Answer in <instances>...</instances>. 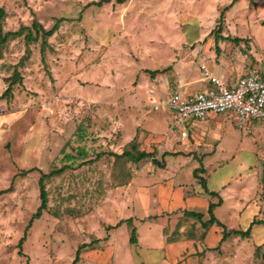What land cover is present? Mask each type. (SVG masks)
I'll return each instance as SVG.
<instances>
[{"label":"rangeland","instance_id":"rangeland-1","mask_svg":"<svg viewBox=\"0 0 264 264\" xmlns=\"http://www.w3.org/2000/svg\"><path fill=\"white\" fill-rule=\"evenodd\" d=\"M232 2L0 0L3 34L22 31L0 43V119L7 121L1 128L11 134L0 147V188L8 190L0 196V264H74L80 248L75 264H264V132H258L264 121L247 130L226 114L209 121L204 138L214 155L192 146L179 151L160 140L128 144L145 130L129 113L148 112L143 124L157 125L160 133L164 120H172L171 112L154 110L167 99L151 93L161 76L172 78L169 93L177 85L203 91V83L184 85L176 67L185 62L184 76L199 79L210 38L235 32L264 37V0H240L226 11ZM60 19L53 35L42 32ZM37 34L38 41H29ZM157 70L161 76L151 74ZM126 151L153 157L136 162L121 157ZM159 152H179L188 164L178 175L164 172L153 164L163 160ZM201 166L208 172L198 168L195 175ZM163 173L190 193L205 177L207 188L224 199L214 209L223 226L209 222L208 205L187 207L202 214L200 220L183 208L154 216L161 204L152 207L155 201L169 199L157 192L170 184L155 181ZM231 175L233 182L222 186ZM42 178L48 205L33 219ZM122 220L121 228H112ZM153 221L155 229L145 236V224ZM134 229L137 243L131 244ZM248 229L246 237L236 233Z\"/></svg>","mask_w":264,"mask_h":264},{"label":"crops","instance_id":"crops-1","mask_svg":"<svg viewBox=\"0 0 264 264\" xmlns=\"http://www.w3.org/2000/svg\"><path fill=\"white\" fill-rule=\"evenodd\" d=\"M210 39H211V41L209 42L208 46L207 47H203V49L206 51V53L204 54L206 62H204V63L207 66V70L212 75H214L215 77L220 78L221 80H223L225 82L232 83L235 80H237L239 77H241L242 75H244V74H246V73H248V72H250L252 70L264 71V42H263L264 37L254 36L251 39L250 33H248V32L247 33L242 32L241 34L239 32H235L234 35L230 34L229 36L226 33H222L221 34V38L219 39V41L215 40V42H214V40L212 38H210ZM232 42L236 43L239 46H242L243 48L241 49V51H243V49L246 48L245 49L246 52L245 53L237 52L232 47V45H231ZM213 45L217 47L216 51L218 53L217 52L213 53L214 52V51H212V46ZM261 45H263V46L261 47ZM247 50H249V51L247 52ZM213 57L215 58V60L213 59ZM186 68H187L186 63L182 62L175 69L176 70L175 71V75H177L178 73L180 74V80H181V82H183L184 85H188L189 86L188 88H193L195 85L203 83V84H205V87H204L203 90H205V89L210 87V84L207 81L204 80L203 72H202L203 76L201 78H199V79L192 78L191 76H184V70H186ZM157 71H159V70H157ZM157 75L161 76L160 73L157 74ZM158 79L159 78H156L153 81L152 80L151 81H152V83L153 82L156 83ZM145 80L149 81V77H145ZM170 80L166 76H161V82L159 84L160 86H159L158 89L153 90L151 92V93H153L152 95H156L155 93L157 91H159L160 93H162V95L165 94L168 97L173 92L172 91L171 93H169ZM149 86H152V84H149L147 82L145 88L148 89ZM189 91H191V90H189ZM196 91H200V90H195V92ZM166 93H168V94H166ZM134 98H136V97L134 96ZM139 106L142 108V105H139ZM147 113H145L144 115H142L141 111H135L133 113H129V115H131L133 118H136V120L141 122V125H142V127L145 130H143L144 132L141 135L138 134V136H136V138H134L128 144H130L132 142H138V141L142 142L141 139L143 141H145V142H147V141H155V140L159 141L160 140L162 146H174V147L177 146L180 149L179 151H181L182 150L181 148H183V147H188V149H189L192 146L193 149H196V151H200L201 148H204L205 150L209 149V150H206L207 153L205 154V156L214 155L215 154L214 151H211V148H212L211 145L207 144V142H206V140L204 138V136L206 135L208 130L206 128H203V127L209 125L210 124L209 121L218 120L220 118L219 116H221V115H218V116L210 115V117L208 118L207 121H198V122L190 121L188 123V126L184 130L185 132L188 133V139L182 142L180 133L178 135H176L174 138H172L170 140H166V134L168 132L169 125L172 122V120H171L170 123L167 122V119L164 120L163 129H164V127H166V129L162 130L161 133L157 130L159 128H155V127H157V125H155L152 128H149L148 126H145L143 124L144 121H145L144 120V116H146ZM2 122L5 125L7 124L6 123L7 121L5 122L3 119H0V147H2V143L8 138V136L11 137V134L9 133V131L3 130L1 128L2 127V125H1ZM214 126H215V128H221V123H217ZM195 128H196V130H194ZM258 132H259L260 135H262L263 132H264V128L260 127ZM214 134H215L214 141H218L221 138L220 135L217 134V133H214ZM193 141H195V142L193 143ZM198 147H199V149H197ZM165 154L166 153L159 152V157L161 159H163L164 161L162 160L161 163H159L160 165H162L161 167H158V166L155 165V168L157 167V168L161 169L164 172L168 170V171L173 172L172 175H175V174L178 175L180 172L183 171V168L185 166H187V164H188V161H186L184 159L185 156H183L179 152H174L173 155L170 154V155H166L165 156ZM192 157L193 156L186 157V158H188V160H189ZM157 159H158V157H157ZM202 163H204V158L202 160ZM23 164H26V161H23ZM233 167L235 169L237 167V164L234 165ZM198 168H200V170L205 173L206 168H204L203 166L197 167V168L195 167L194 168V172ZM206 172H208V170ZM203 177H204V174H203ZM233 177L234 176H232V175L228 176V177H225L223 179L222 186L227 187L228 185H230V183L233 182ZM173 179L174 178L170 177V176H168L166 178L164 176V173H163V175L160 178V180H155L157 183H160V184L166 183L167 181L170 184L168 185L167 189H164V187L161 186V189L159 188V190L157 191L158 193L159 192L162 193V191H163V194L165 196L169 195V199H168V201H165L163 196L161 195L160 196V200L159 201L158 200L155 201V205H152V207H154L156 205L159 207V203H161V204H160V209L158 210V212L156 211L157 213L156 212L153 213L154 216L160 215V213H163L164 211H171V210H176V209H180V208H183L184 210L188 211L187 207L189 205H194V206L195 205H208V207H210V205L212 203L213 204H217L216 201H215V198H217V197L210 196L206 192L205 188H204L205 189L204 190L203 187H202L198 191H194V192H191V193L187 192L184 189L179 190L178 188L176 189L175 182H173ZM204 180L206 182V179H204ZM206 187H207V185H206ZM1 189L2 188H0V191H5V190H1ZM146 192H149V191L146 190ZM210 192H214V191H210ZM216 193H218V192H216ZM200 195H207V197H209V199H206V198H204V197H202ZM218 195L221 198L220 199V201H221L220 205H223L224 204V199L221 197L220 193H218ZM173 196H174V198L172 200ZM188 212H193V211H188ZM148 222H150V221H148ZM153 222L154 223L145 224L147 226L146 227V231L143 232L145 236L147 234H150L151 231L153 229H155V227L153 226L155 224V221H153ZM122 225L120 226V228L122 227ZM214 226H217V225H214ZM157 237H158V235H157ZM219 243H221V242H219ZM169 260H173L174 261L175 259H174L173 256L170 255L169 256Z\"/></svg>","mask_w":264,"mask_h":264},{"label":"built area","instance_id":"built-area-1","mask_svg":"<svg viewBox=\"0 0 264 264\" xmlns=\"http://www.w3.org/2000/svg\"><path fill=\"white\" fill-rule=\"evenodd\" d=\"M201 70L204 80L210 84L209 88L195 92L177 85L166 101L154 107L155 111L173 114L166 140L179 133L182 142L187 140L188 133L184 130L188 123L205 121L210 115L226 114L245 130L254 122L264 121V71L252 70L229 83L212 75L205 65Z\"/></svg>","mask_w":264,"mask_h":264},{"label":"trees","instance_id":"trees-1","mask_svg":"<svg viewBox=\"0 0 264 264\" xmlns=\"http://www.w3.org/2000/svg\"><path fill=\"white\" fill-rule=\"evenodd\" d=\"M239 1H240V0H233V2H232L229 6H227L225 10H226V11H227V10H230V9L233 8V6H234L236 3H238ZM121 2H125V0H121ZM93 5H99V6H101L102 4H101V3H98V4L91 3V4L87 5V6H93ZM0 12H2V11H0ZM1 15H2V13H1ZM62 21H63V19H60V20L57 22V24H56L51 30L47 31V30H45V29H44V30L42 29V32H43L44 34L48 35V36H49V35H53V33H55V31H56V30L58 29V27H59V24H60ZM37 26L40 27V25H38V24L36 23L35 26H34V29L37 28ZM38 30H39V29H38ZM40 30H41V29H40ZM21 34H22V31L3 34L2 26H1V23H0V43L5 42V41L8 39V37H10V36H20ZM28 36H29V35H27V37H28ZM27 37H26V38H27ZM38 40H39V34H37L35 37H30V39H29V41H35V42L38 41ZM163 71L165 72L166 70H163ZM159 73H161V72H160V71H153L151 74H152V75H155V74H159ZM10 89H11V86L9 87V89L7 90V92H8ZM134 143H135V142H132V143H130V144H132V145L134 146ZM130 144H129V145H130ZM122 156H124V157H132L133 160L137 162V161H140V160H144V159L152 158V157H153V154H151V153H141V155H139L138 157H133L132 152L126 151V152H124V153L121 155V157H122ZM116 158H119V157L116 156ZM153 164L156 165V166H158V167H161V166H162V165H160L156 160H153ZM58 172H61V171H58ZM196 173H197V170L195 171V175H196ZM52 174H53V173H52ZM45 176H48V175H45ZM201 182H202L203 187L206 189V192H207L210 196H212V197H220V196L218 195V193H216V192H210V191L207 189V187H206V182H205L204 179H203ZM5 193H8V190L0 191V195H1V194H5ZM40 199H41V205H40V207L38 208L37 212L34 214L33 219H34V218H36V219L41 218V216H42V212H43L44 210L47 209V205H48V195H47V190H46V188H45V185H44V183H43V178L40 179ZM218 204H221V201H220L219 203H217V204H213V203H212V204L210 205V207H209V214H210L211 218H210V221H209V222H210L212 225L215 224V223H217L219 226H223V224L220 223V222L216 219V217H215V215H214V209H215V207H216ZM185 215H188V216H191V217L198 218L199 220L203 218V215H202V214H198V213H195V212H186ZM124 222H125V221L122 220V221H120L115 227H112V228L119 227V226H121ZM126 222L130 223L131 220L129 219V220H127ZM204 226H208L207 223H204ZM236 233L240 234L241 236L246 237V235H249V233H250V229H248V231H246V232H239V231H238V232H236ZM24 239H25V238H23V239L20 241V243H19V246H20V247L22 246V244H23V240H24ZM225 239H226V235H224V237L222 238V241H221V242H223V240L225 241ZM130 243H131V244H136V243H137L136 229H134V230L132 231V235H131V238H130ZM80 255H81V248L78 249V251H77L76 258H75V261H74V264L77 263V262H79V260H80Z\"/></svg>","mask_w":264,"mask_h":264}]
</instances>
